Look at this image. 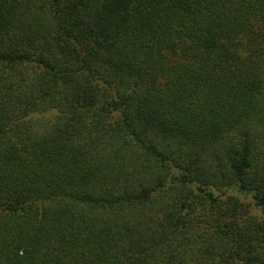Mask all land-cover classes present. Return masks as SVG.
I'll list each match as a JSON object with an SVG mask.
<instances>
[{
    "label": "trees",
    "instance_id": "16d2710c",
    "mask_svg": "<svg viewBox=\"0 0 264 264\" xmlns=\"http://www.w3.org/2000/svg\"><path fill=\"white\" fill-rule=\"evenodd\" d=\"M0 264H264V0H0Z\"/></svg>",
    "mask_w": 264,
    "mask_h": 264
},
{
    "label": "rangeland",
    "instance_id": "374dc122",
    "mask_svg": "<svg viewBox=\"0 0 264 264\" xmlns=\"http://www.w3.org/2000/svg\"><path fill=\"white\" fill-rule=\"evenodd\" d=\"M53 113V115H54V112H52Z\"/></svg>",
    "mask_w": 264,
    "mask_h": 264
}]
</instances>
